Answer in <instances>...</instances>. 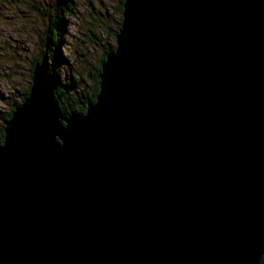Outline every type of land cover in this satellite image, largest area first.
<instances>
[{"label": "water", "instance_id": "water-1", "mask_svg": "<svg viewBox=\"0 0 264 264\" xmlns=\"http://www.w3.org/2000/svg\"><path fill=\"white\" fill-rule=\"evenodd\" d=\"M83 115L44 63L0 145V264H259L264 0H124Z\"/></svg>", "mask_w": 264, "mask_h": 264}, {"label": "rangeland", "instance_id": "rangeland-1", "mask_svg": "<svg viewBox=\"0 0 264 264\" xmlns=\"http://www.w3.org/2000/svg\"><path fill=\"white\" fill-rule=\"evenodd\" d=\"M66 1L70 9L63 16L62 42L56 44L58 59L53 36L47 43L43 39L48 27L55 33L56 13L62 4L56 0H0V129L5 125L3 117L29 91L37 58L44 57L48 72L53 69L54 81L71 87L69 93L78 88V93L88 92L95 67L115 46L122 20L118 11L121 0Z\"/></svg>", "mask_w": 264, "mask_h": 264}, {"label": "trees", "instance_id": "trees-1", "mask_svg": "<svg viewBox=\"0 0 264 264\" xmlns=\"http://www.w3.org/2000/svg\"><path fill=\"white\" fill-rule=\"evenodd\" d=\"M58 2V4H62L61 7L59 8V11H57V17H56V22H55V33L53 31L52 28L48 27L47 30L44 31V39L43 42H48V40H50L53 36V38L55 39L54 41V46L59 42H62V33H63V16L67 15L69 9H70V5L68 3V1L66 0H56ZM67 2V3H66ZM122 4H123V0L120 1V5L118 7V11L119 14H121L122 12ZM120 28V25H119ZM118 28V30H119ZM55 35V36H54ZM57 45L54 47L56 48ZM115 49V46L108 49L105 54L103 55V57L101 58L100 64L97 66V68L95 67V72H93V78H92V85H91V90L88 92H83L81 91L80 93L77 92V90H72V92L70 91V93L68 92V88H71L65 84L62 83H58L57 79H55V90H54V96L58 99L59 103H60V109L61 112L64 116H69L71 114H77V115H83L86 112V107L89 103H94L95 102V98L96 95L98 93V83H99V74H100V65L101 63L104 61L105 56L112 52ZM54 55L59 59L61 58V55L58 52V49H55ZM44 63L46 65V60L44 59V57L41 58H37L34 62L35 66L36 64L39 63ZM53 67V66H50ZM49 73H51L54 76V72L53 69H49ZM55 77V76H54ZM31 86V84H30ZM28 94V91L25 93V96L23 97V99L21 100V102H23V100L26 98ZM13 110H11L10 112H8L4 117H3V121L6 123L7 120H9V118L11 117ZM3 129L4 126H1L0 129V145L3 142V138H4V133H3ZM259 264H264V255L261 258V261L259 262Z\"/></svg>", "mask_w": 264, "mask_h": 264}, {"label": "bare ground", "instance_id": "bare-ground-1", "mask_svg": "<svg viewBox=\"0 0 264 264\" xmlns=\"http://www.w3.org/2000/svg\"><path fill=\"white\" fill-rule=\"evenodd\" d=\"M123 3H124V1H123ZM122 21V20H121ZM120 28H121V23H120ZM120 28H119V30H120ZM43 63V62H42Z\"/></svg>", "mask_w": 264, "mask_h": 264}]
</instances>
